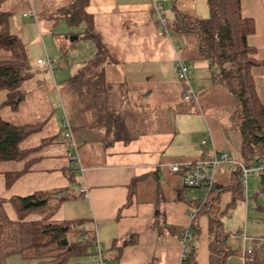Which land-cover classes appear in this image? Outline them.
I'll return each mask as SVG.
<instances>
[{
    "label": "crops",
    "instance_id": "crops-1",
    "mask_svg": "<svg viewBox=\"0 0 264 264\" xmlns=\"http://www.w3.org/2000/svg\"><path fill=\"white\" fill-rule=\"evenodd\" d=\"M156 5L162 7L166 19L167 16L171 17L170 21L174 20L176 13L204 20L210 14L206 0H88L86 11L93 17L97 31L115 60V63L105 65V78L112 83L109 77L118 71L120 74L118 84L125 86V94L122 96V100L114 95V98H118L117 103L110 104L114 111V119H118V123L122 126L120 131L117 126H113L111 130L104 127L92 130L89 128L90 130L83 131V134L81 133L79 136L82 174L70 166L66 158V148L59 126L62 113L59 117L57 116L56 122L54 105L51 103L50 107L47 106L50 103L48 101L50 93L47 90H40L44 88V82L40 79L36 80L39 84L37 91L32 93L34 94L33 98L39 102L26 103L28 98L25 89L27 82L24 86L26 96L23 103L30 107L36 105V108L33 109L45 111L43 119H39L38 115L31 116L30 119L16 124H39L41 129L21 144L23 149L30 150L31 153L21 162L0 163L2 165L0 169V198L8 201L13 197H27L40 191L63 192L64 199L58 204L53 220L57 222L85 220L89 227L95 226L99 243L107 251L105 264H109L118 254L114 243L117 242V245L120 246L132 234L135 235L134 243L124 247L118 264H190L182 263V241L172 234L169 227L188 228L197 211L190 210L187 203L175 201L176 187L182 181L179 176L173 174L170 168L175 164L194 162L206 157L211 145L210 142L208 146H202L201 142L206 137H211L212 143L219 152L230 155L228 141L225 138L228 137V129H223L225 133L220 134L210 119L203 117L199 109L215 104L218 101L215 96L217 91L221 97L226 98L225 100L228 99L233 105L232 110L229 111V120L233 123L235 130L239 131L232 117L234 99L224 87L218 85L214 80L208 87H202L198 92V107L182 100V94L186 88L184 84L182 86L175 84L173 95H169L171 90L164 88L163 81H160L161 83H158L157 87H152V85L131 83L126 79L127 72L122 70L123 66L126 67L128 63H130L129 66H137L139 61L145 62L149 51L155 52L153 58L159 61V48L166 45L165 41H169L170 37H176L173 33L171 36H167L161 32L156 23ZM34 7L37 12L43 11L42 6L38 3ZM241 8L243 16L255 22V32L249 37L248 42L257 50L258 58L264 61V0H241ZM69 35L77 36L73 32H70ZM167 37L169 40L166 39ZM176 39L184 42L182 48L179 46L182 50V57H178L179 59L189 63L193 62L196 70L206 67L213 74L208 61L195 58L196 40L194 38L189 36L176 37ZM170 43L172 44L171 40ZM139 51L143 52L142 59L136 57ZM131 75L138 80L139 76L136 71L131 72ZM151 76L155 75L149 74L140 78H142L141 81L147 80L148 82L153 78ZM175 77L177 78L176 70ZM255 77L257 92L264 101V66L256 69ZM152 96L157 101L165 99L167 105L175 104L174 102L179 104L177 109L168 110L167 114L170 116L178 113L196 118L199 124L189 125L188 130L193 135V142L200 146L201 151L198 156L188 152L185 157H181V161L167 163L162 160L161 151L156 149L159 141L170 137L169 141L174 142L181 136L180 129L174 126L172 131L164 132L159 128H153L149 132L150 129L147 128L148 111L145 110V115H143L140 109L132 112L126 110V105H136L141 99L142 103L148 106V100L150 101ZM23 103L15 111H19ZM152 113L157 115L155 108L152 109ZM141 114L143 115L142 121L139 120ZM200 114L203 117L202 120L198 116ZM124 115L125 117L122 118ZM138 121L141 127L140 132L144 126L147 131L141 132L128 143L116 140L120 132L119 136L125 138L129 137L131 132L138 131L135 127H138ZM103 139H106L107 142H102ZM234 142L236 154H234L235 157L230 156L243 162L240 131ZM46 149H51L52 152L45 153ZM159 168L162 170L161 185H157L153 176V172ZM23 170L28 171L19 175L8 188L6 174ZM232 173L231 168L221 169L218 182L229 184ZM69 176H73V184L70 182ZM138 179L136 194L131 193L130 195V187L134 180ZM149 182L153 183V187L148 184L150 187H148L147 194L140 186ZM76 184L86 187L88 198L75 191ZM232 203L233 193L230 191L224 193L220 205L221 223L225 231L230 234L227 245L234 252V255L227 259L226 264H252L253 262L246 252L251 249L254 240L264 239V228H262L263 231L254 230L250 224L258 220L257 224L263 223L264 225V220L261 219V212L258 213L253 202L251 207L246 205L245 200H237L233 206ZM5 210L10 219H17L10 203H6ZM32 218L38 219L37 216ZM196 225L200 231L191 245L192 252L196 255V264H210V220L208 215L200 214L196 218ZM8 260L12 261V264H33L32 260L19 256L11 257Z\"/></svg>",
    "mask_w": 264,
    "mask_h": 264
},
{
    "label": "trees",
    "instance_id": "trees-1",
    "mask_svg": "<svg viewBox=\"0 0 264 264\" xmlns=\"http://www.w3.org/2000/svg\"><path fill=\"white\" fill-rule=\"evenodd\" d=\"M5 1L0 0V91H6L7 95L0 107L17 110L25 100V84L38 73L49 70H41L37 65L34 67L25 44L10 32V14L2 11ZM206 3L209 19L176 13L174 20H168L170 30L176 37L191 36L196 40L195 58L210 63L213 80L233 97L232 117L242 138L243 163L264 165V101L257 92L255 77L256 69L264 66V61L258 58L257 50L248 42L255 32V22L243 16L241 0H206ZM87 5L88 0H76L74 11L63 17L71 26L84 25V30L77 36L80 39H93L97 47L93 60L66 82L68 95L73 100L70 101L68 119L78 143L79 136L85 130L102 127L111 130L117 126L120 131L122 128L118 119H114V111L109 103L114 84L106 80L104 73V66L115 60L97 31L93 17L87 13ZM156 23L160 28L159 21ZM183 84L185 93L188 86ZM188 103L195 104L193 101ZM40 129L39 124L16 125L0 115V163L24 161L31 152L23 149L21 144ZM119 135L117 141L128 143L135 139ZM103 141L107 142L106 139ZM208 156L209 151L202 159ZM27 171L7 173L6 186L11 187L15 179ZM161 171L159 168L153 172L157 185L162 184ZM173 174L182 181L181 173ZM231 176L227 185L218 182L205 202L202 196L190 198L188 194L191 190L183 182L176 187L175 201L187 203L190 210L197 211L191 224L193 239L186 263L196 264L191 245L200 231L196 225V218L200 214L208 215L210 220V264H226L227 259L234 255L227 245L230 234L221 223V197L226 192H232L233 206L237 200H245V189L241 172H233ZM69 179L73 184V176H69ZM138 182L139 179L132 183L130 195L136 194ZM63 195L61 191H40L27 197H13L8 201L0 198V264H6L14 256L30 259L33 264H69L72 259L87 256L97 260L99 255L103 262L106 261L107 251L101 249L99 253L97 249L99 240L95 226L89 227L85 220H53L58 204L64 199ZM260 195L264 198V171L259 173L258 192L250 198L256 209L264 212V204L258 202ZM6 203L12 205L16 220L9 218L5 210ZM34 216L38 219H33ZM169 230L182 241L186 228L169 227ZM133 239L134 234L120 246L114 243L118 254L109 264L119 263L124 247L134 243ZM261 240H254L251 249L246 252L252 264H264ZM91 264L100 263L92 261Z\"/></svg>",
    "mask_w": 264,
    "mask_h": 264
},
{
    "label": "rangeland",
    "instance_id": "rangeland-1",
    "mask_svg": "<svg viewBox=\"0 0 264 264\" xmlns=\"http://www.w3.org/2000/svg\"><path fill=\"white\" fill-rule=\"evenodd\" d=\"M75 2L76 0H6L2 5V11L10 14L9 30L13 35L20 38L25 44V47L29 53L31 64L36 67L37 60L46 59V57H49L50 59H53L57 62L56 68L53 72L47 71L38 73L33 80L29 81L26 84L25 87L26 92L28 93L26 103H37L39 102V100L34 99V94H32L33 92H36L39 87V84L36 82V80L40 79L42 82H44V88H41L40 90H47L50 93L48 99L50 103H48L47 106L50 107L51 103L52 105H54V108L56 110V116H54V118H56V122L57 116L59 117L61 113L63 114L62 111L64 109L66 110L69 117L70 101L73 102V100H71L70 96L68 95L66 82L71 77L77 76L84 69L83 65L85 64V62H87L86 64H89L93 60L94 55L97 52V47L93 39H80L76 35H69L70 32L78 34L85 28L84 25L71 26L67 22V20L63 18L65 17V15L74 11ZM37 3L40 4L43 9L41 13L39 11L36 13L37 21L34 18H25L24 14H31L32 5L36 6ZM168 13L169 12L167 11V14ZM169 18L171 17L169 16ZM169 18L167 16L168 20ZM209 18L210 14H208L206 19ZM161 32L164 33L162 30ZM170 38L172 44L167 37L166 39L169 41H165L166 45L159 48V61H156L153 58L155 52L149 51L147 52L145 62L139 61L137 66H129L130 63H128L126 67L123 66L122 70H126L127 72L126 79L131 83L152 85V87H157L158 83H161L160 81H163L164 88H170L171 91L169 95H173L172 93L175 84L176 86L183 85V83L175 77V70L177 60L179 59L178 57H182V50L179 48V46L182 48L184 46L182 43L184 42H181L173 36ZM142 55L143 52L139 51L137 52L136 57L138 59H142ZM187 63L189 64L192 74L191 86L196 92H199L202 87H208L210 85V82L213 83L212 74L208 68L205 67L196 70L194 69L193 62ZM105 67L106 66H104V72ZM135 71L138 74L137 76H139L137 77L138 80L135 79L136 77H133L131 75V72L133 73ZM149 74L155 75L151 76L153 77L152 79H150L151 82H147V80L141 81L142 78L140 77ZM109 78L114 84L113 91L109 95V103H117L118 98L122 100V96L125 94V86L123 87L122 85L118 84V81L120 79V74L118 71H115L114 74ZM158 91L161 92L160 90ZM6 95V91H0V104L6 100ZM114 95H116L118 98H114ZM215 96L218 98V101L216 100L217 102H215V104H212L207 108L200 107L199 109L203 114V117H205L206 119L209 118L212 125L216 127L218 131H220V134H222L223 129H228V137H225L228 141L227 145H229L228 152L230 153V155L235 157L234 154H236V147L234 146V141L238 138L239 131L235 130L233 123L229 120V111L232 110L233 105H231L228 99L225 100L226 98L221 97V94L218 91L216 92ZM142 102V99L139 103L137 102L136 105L130 102L132 105H126V110L132 112L140 109L141 113L143 112V115H145V110L148 111L149 123L147 125V128L150 129L149 132H151L153 128H159L164 132L168 130L170 132L172 131V128L174 126H177V128H179L181 131V136L174 142L169 141L170 137H165V139H161L162 141H159L156 149H159L161 151V157L164 162L170 163L172 161H181V157H185L188 152L190 154H195V156L199 155V151H201L200 146L199 144H195V142H193V135L188 130L189 125L191 126L194 124H199L195 117H187L183 114L178 113H174L171 116L167 114L169 113V109H177V107L179 106L177 102H174L175 104L172 105H167V101L165 99H160L157 101L153 99V96L150 101L148 100V106H146V104ZM26 103H23L19 111L12 110L8 107H0V115H2V117H4L7 121L14 124L21 123L25 119H30L31 116L38 115L39 119H43L42 117L45 114V111L33 109L34 107L36 108V105H34V107H30L28 104L26 105ZM154 108L157 115L152 113V109ZM143 115L141 114L142 117L140 116L139 120L142 121ZM198 116H200V119L203 118L201 114ZM124 117L125 115L122 116V118ZM59 126L62 128L61 124ZM135 127L138 129V131L131 132L129 136L130 138L138 136L141 132L144 133L145 131H147L145 130L144 126L143 130L140 132L141 127L139 121V128L137 126ZM225 138H223L224 141ZM153 147L154 145L151 148L153 149ZM49 152H52V150H45V153ZM1 166L2 165H0V169ZM231 167V165L226 164L222 166V169H228ZM148 184L153 187V183L151 182L144 183L140 186V188L143 189L146 193L148 187H150ZM248 188L250 194L252 195L258 192V173H255L252 176L251 180L249 181ZM166 191L168 192L167 189ZM198 196H201L199 192H189V197L191 198ZM258 202L260 205L264 204V198L261 195L259 196ZM259 212L261 211H258V213ZM260 215L262 216L261 219L264 220V212H261ZM257 222L258 220H255V223H252L253 225L250 224V226H253L254 230L263 231V223L257 224ZM101 249L103 251H106L103 247ZM92 261L93 257L91 258L90 256H87L72 259L69 264H91ZM6 264H12V261L10 262L9 260H7Z\"/></svg>",
    "mask_w": 264,
    "mask_h": 264
},
{
    "label": "built area",
    "instance_id": "built-area-1",
    "mask_svg": "<svg viewBox=\"0 0 264 264\" xmlns=\"http://www.w3.org/2000/svg\"><path fill=\"white\" fill-rule=\"evenodd\" d=\"M37 10L33 6L32 13L29 15H24L25 18L31 19L34 18L37 21ZM156 20L160 23V29L167 35L171 36L172 32L168 20L165 18L162 7L156 5L155 7ZM36 65L41 70H49L53 72L56 68L57 62L49 57L46 59H38ZM177 76L181 82H184L188 86V90L183 94V100L186 102L193 101L196 106L199 107V100L196 91L191 86L192 74L190 71L189 65L182 59L177 60L176 64ZM60 124L62 126V136L64 139V145L66 148V158L70 164L78 173L83 172L81 155H80V146L76 140L74 131L72 129L71 123L68 119L66 111H63V114L60 118ZM209 147V156L204 159H199L194 162H185L180 164H175L171 166V171L173 173L182 174L183 185L189 188L193 192H199L203 197L204 202L207 200L209 194H211L219 181V175L223 165H231L232 172L239 171L242 173L241 181L245 189V203L248 207L252 206L251 195L249 192V181L255 173H261L264 171V165L250 164L246 165L243 162H240L234 159L227 153L219 152L214 144L212 143L211 137H206L201 142L202 146ZM75 191L82 194L85 198H88V190L82 184H76ZM193 239V232L191 226L186 228L185 232L182 235V263L188 258L190 252V243ZM261 245L264 248V239L261 241ZM97 249L101 253V246L98 243ZM100 264H105L102 257L99 255L97 260Z\"/></svg>",
    "mask_w": 264,
    "mask_h": 264
}]
</instances>
